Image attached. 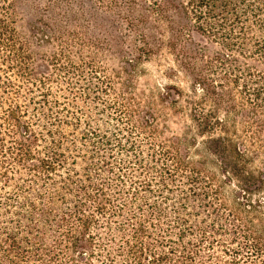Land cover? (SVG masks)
Wrapping results in <instances>:
<instances>
[{
  "label": "rangeland",
  "instance_id": "1",
  "mask_svg": "<svg viewBox=\"0 0 264 264\" xmlns=\"http://www.w3.org/2000/svg\"><path fill=\"white\" fill-rule=\"evenodd\" d=\"M17 2L18 33L29 46L31 65L42 76L33 85L16 78L14 87L20 94L15 103L39 139L45 136L44 125L54 129V121H61L65 162L53 182L62 187L69 175L74 182L83 181L89 170L104 184L99 170H107V165L99 159L106 152L114 165L105 175L110 182L104 188L106 198L138 217L147 215V206L161 205L164 216L154 221L158 229L148 230L155 239L161 234L175 242L180 230L174 211L177 195L189 171L196 169L209 197L206 206L213 212L205 217L208 234L199 262L261 264L262 258L248 244L235 243L231 236L233 225L247 228L252 238L264 229V114L255 111L264 102L253 94L262 89L264 95V36L254 19L240 16L233 21L207 8L206 16L220 18L222 27L213 22L211 33L204 35L197 32L193 14L180 0ZM212 34L241 42L235 52L227 51ZM232 58L238 72L226 74L224 64L229 68ZM194 71L212 82L217 94L230 96V102L210 99ZM45 94L51 107L46 124L38 113ZM45 145L39 141L35 153L44 156ZM163 166L175 176L170 193H162L158 184ZM19 171L14 166L7 170L15 180L10 186L0 182L4 205L7 198L13 207L19 205L14 185L23 186L27 179ZM146 184L150 194L145 193ZM87 210L96 221L89 232L93 244L82 250L84 259H63V264H127L115 235L122 218L112 217L111 205L102 215L92 213V206ZM215 210L223 222L213 228L210 215ZM175 246L172 259L185 264V252ZM166 247L167 253L169 244Z\"/></svg>",
  "mask_w": 264,
  "mask_h": 264
},
{
  "label": "trees",
  "instance_id": "2",
  "mask_svg": "<svg viewBox=\"0 0 264 264\" xmlns=\"http://www.w3.org/2000/svg\"><path fill=\"white\" fill-rule=\"evenodd\" d=\"M180 1L187 7V13L193 14L196 30L200 34L205 35L206 32L210 34L212 23L216 21L218 26L222 27L220 18L206 16V10L209 8L211 14L218 10L223 13L222 17L230 15L233 21H239L241 17L254 19L264 36V20L260 19L264 18V0H257L254 4L248 0ZM17 4V0H0V169H4V171L0 170V182L6 186L15 182L14 179H10L7 172L13 166L20 169V175H26L27 179L23 182V186L17 183L14 185L16 197H20L18 207L9 204L11 198H7L5 205L0 201V211L3 212L0 213V264H63V259H69L70 262H74L77 258L84 259L86 255L82 250L89 249L93 244L94 239L89 232L96 224L93 214L88 213L87 209L92 206V213L102 215L106 213V208L110 205L113 211L112 217L122 218L115 235L121 239L123 248L119 252L127 264L131 262L146 264L147 259L152 261V264H183L178 259H172L176 252L175 245H179L181 251L185 252L182 259L185 264H204L199 262V259L200 248L208 234L205 217L213 212L209 211V205L206 206L209 204V197L202 185V173L196 169L189 171L190 175L186 177L184 190H179L177 195L179 205L174 211L180 230L175 235L176 243L172 241L173 239H167L166 236L159 234L161 230L157 239L148 230L149 228L158 229L154 221H160L164 216L161 205L147 206V215H143L144 210L139 207V214L143 217H138L129 212L125 213L126 210L117 207L115 203H112L113 200L106 198L104 188L110 185V182L105 175H109L114 168L111 157L106 152L99 159L107 165V170L103 172L99 170L102 174L101 179L106 180L104 184L97 183L100 179L93 178L89 170H85L86 176L83 181L74 182L69 175L62 187L53 182L54 175L65 162L66 149L63 147V135L60 131L61 121H54L57 125H52L55 130L44 125L43 135L45 136L39 139L31 128V122L23 120L22 107L15 103L16 97L20 94L18 88L14 87L16 78L28 85H33L32 81L37 76H42L40 71L31 65L29 46L18 33ZM210 20L213 21L210 22ZM232 28V26L229 28V32ZM218 32L221 34L220 31ZM212 36L219 38L217 43L223 49L233 52L237 50L235 46L239 39H233L231 36L219 37L214 34ZM226 67L224 64L226 74L238 72L236 60L233 58L229 68L226 69ZM193 73L195 78L201 79L200 81L198 78L197 82L199 80L198 84L207 90L210 99L230 102V96L224 93L217 94L212 90V82L199 76L196 71ZM261 90H256L253 94L257 100L264 102ZM47 99L48 95H43L42 103L39 104L40 111H38L40 121L44 124L49 123L51 119V107L47 106ZM31 104L34 102L32 101ZM255 107L256 113L264 114V105ZM39 141L46 143L44 156L34 151ZM81 161L88 166V159L83 157ZM174 178L170 169L161 167L158 184L162 193L171 192L172 189L169 186L175 183ZM116 180L119 181L117 177ZM143 188L145 193H151L149 184L144 185ZM48 192L50 196H47ZM70 198L73 201H70ZM218 214L215 210L214 215H210L214 223L213 228L223 222ZM232 229V241L235 243L238 240L244 241L245 246L248 244L262 258L261 264H264V229L257 230V233H260L258 238L254 237L255 234L252 238L253 233L251 234L247 228L244 231L239 230L241 225L236 227L233 225ZM169 233L173 234V231ZM113 238L111 240L114 241ZM167 244L169 247L166 253Z\"/></svg>",
  "mask_w": 264,
  "mask_h": 264
}]
</instances>
